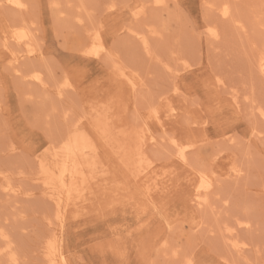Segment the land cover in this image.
<instances>
[{"label":"rangeland","instance_id":"1","mask_svg":"<svg viewBox=\"0 0 264 264\" xmlns=\"http://www.w3.org/2000/svg\"><path fill=\"white\" fill-rule=\"evenodd\" d=\"M25 1L21 10L0 5L1 27L24 23L39 49L21 60L25 72L15 74L0 38V264H13L11 253L18 264H45L43 248L53 231L68 264H264V72L258 65L264 0H169L162 11L153 0ZM142 3L147 14L137 20L133 14ZM130 28L148 36L149 51ZM211 29L217 37L209 36ZM94 31L115 57L82 54L81 44L88 48ZM116 61L138 79L134 91L115 76ZM37 72L43 84L30 77ZM167 94L175 114L164 131L149 115ZM104 113L116 130L150 127L159 142L146 151L154 168L174 170L176 186L195 169L218 177L209 205L194 207L184 184L148 201L134 173L89 126V115ZM67 130L87 142L78 159L92 190L72 197L76 205L58 229L55 205L37 177L39 160L50 162ZM173 134L197 144L188 154L192 166L174 159ZM218 150L224 153L211 166ZM236 167L240 175L228 176ZM228 226L236 229L235 240L246 242L243 250L228 240Z\"/></svg>","mask_w":264,"mask_h":264},{"label":"bare ground","instance_id":"2","mask_svg":"<svg viewBox=\"0 0 264 264\" xmlns=\"http://www.w3.org/2000/svg\"><path fill=\"white\" fill-rule=\"evenodd\" d=\"M24 1L25 0H0V5L5 7V8L6 7L12 8L13 10H14L13 7H16V9L19 8L21 10V8H24V6L26 7L27 2L25 1L26 2V4H25ZM168 1L169 0H153L152 4H153V6L155 5V7L157 6L158 7L157 9L159 11H162V10H160V8L165 9L164 7L167 6ZM173 1H175V0H173ZM52 2L55 3V0H52ZM147 2H148V0H147ZM142 5H141L142 7L139 10L135 11L133 14L137 20H141L147 14L146 13L147 7H148L147 4L144 5V3H142ZM207 5H208V3H207ZM226 5L227 4L224 5L225 6L224 10L221 9L225 16H227L228 13L230 12V11H228L229 9L226 8ZM110 6L112 8L115 5L112 4ZM227 7H228V5H227ZM229 8H230V6H229ZM157 9H155V10H157ZM211 9H212V7H211ZM21 19H22V17H21ZM21 19H20V21H21ZM7 20L8 19H6V21ZM22 20L25 21L26 19L23 18ZM2 23H3V21H2ZM11 24L12 23H10V25L5 24L4 27H1L2 25H0V28H2L1 32H0V36H1L0 38L2 40V42H1L2 45L4 46V48L9 53L10 63H12L11 68L13 69V71L16 74V73H20L22 71L21 65H23V64L21 63V60L26 59V58H32V56L35 57V55L38 53L39 49L34 44L33 35L31 33V31L29 30V28L24 23L20 22L18 25H15V26H12ZM212 28H213V26H212ZM134 29L130 28L129 31L134 33V35H135L134 37H137V40L139 39V41H141V43H143L144 48H147V49L150 48L151 49V45H150L151 43L149 42L150 40L148 39V36H146L145 34L139 32V31H136V29L135 30ZM150 31L153 34L157 33L156 32L157 30L154 28H151ZM207 33H209V36H213V37L218 36L214 29L207 31ZM90 38H91V40H90L91 44L89 43L90 46L87 45V46H89L88 48L84 49L83 44L85 45V42L83 44H81L83 46V47L81 46V48H83L81 51L83 55L95 56V57L101 58L102 54L104 52H106L107 54H105V55H108V54L111 55L112 54V57L116 56V54H113V52L111 53L112 49L107 50L105 43L103 42V39H102L101 31H99V32L94 31L92 33V35L90 34ZM12 44H14V46H17V48L16 49L12 48ZM143 45H142V47H143ZM146 51H149V49ZM262 55H264V54H261V57L259 56L260 61L259 60L258 61L260 63H258V65H260L262 72H264V56H262ZM109 57H111V56H109ZM118 57H120V56H118ZM113 62L114 61H112V63ZM35 66L38 68V70H40L39 66H37L36 64H35ZM186 66L189 67V64ZM112 67H114L113 68L114 74L117 77V79L120 81V83H122L124 86H126L129 90L134 91L135 88H137V85L140 84L138 79L131 73V71L127 70V68H125L123 65H121L120 62L115 63ZM32 68L33 67H30V69H32ZM28 71H31V70H28ZM23 72H25V71L23 70ZM22 73H20V74H22ZM29 74H31V73H28V75ZM262 74H264V73H262ZM23 75L20 76L19 74H17L16 77H19V78L21 77V79H23L22 78ZM40 75H41L40 72L39 73L37 72L35 74H31L30 77L32 79H34L35 81H38L39 84L40 83L43 84V79ZM32 79L30 81H32ZM44 80H47V79H44ZM218 80H219V78H218ZM23 81L28 82L29 80L26 79ZM35 81H34V83H36ZM67 82H69V81H67ZM67 82H65V85L68 84ZM218 83H219V85H221L219 81H218ZM69 85H70V83L68 84V86ZM46 86H48V85H45V87ZM42 87H44V85ZM174 88H176V90L174 91V92H176L178 90V87L175 86ZM57 93L59 96L64 94V88L58 90ZM163 94L164 93H162V95ZM172 100L173 99H172L171 95L167 94L161 98L160 102L158 101L159 102L158 104H155V105L153 104L154 106L152 105L153 107L151 108V111H150L149 116L151 118H153L155 121H157V123L162 127V129H164V131H165V127L168 124L167 120L170 119V117H172L175 114V107L173 106ZM118 101L120 102L119 99H118ZM235 101H236V96H235ZM155 102H157V101H155ZM198 106H200L199 103H198ZM200 108H201V106H200ZM258 109H261V108H258ZM105 112H107V111L105 110ZM115 113H117V112H115ZM115 113H113V114H115ZM146 113H148V112H146ZM203 113H204V109H203ZM262 113L264 115V112H261L260 114H262ZM100 115L96 114L92 117H90V115H89V118H88L89 123L88 124L94 132V133L93 132L92 133L93 134L96 133L95 135H97L98 138L100 137L101 139H103L106 142V144L104 146H106L109 149V151H111L112 154L116 156V158L123 164V166L126 169H129L132 173H134V179H135L136 183H138L140 185L139 186L141 188L140 190L143 191L148 196V201H152L156 195H159L161 193H167L171 189L176 188L177 186L181 187L184 184V185H187V187H189V189L193 193V197L191 200L193 202L194 207H196L197 209H202V208L205 209L206 206L209 205V199H210L209 196H210V193H212V191L214 190V188L216 186V183L218 181V177L213 178L212 175H210L207 171H205L203 169H195V170L190 171V174L188 175L185 182H181V183H179V185L176 186V181L178 179L173 176L174 170H171V169L169 170V169H165V168L157 169V168H154L155 166H153L155 161L151 157H149L150 153L148 155V153H147L148 150L146 151L145 146L149 143H155L156 141H158L157 140L158 138H156V136L151 132L150 127L147 124H144L143 128L141 127V129L140 128L139 129L133 128L131 130L129 129V131H127V132H124V130L123 131L122 130H116L113 127V125L110 124L111 122L109 123V117H110L109 115H107V114L105 115V113H104V116H102V117ZM184 115H185V113H184ZM258 117H260V116H258ZM111 120H113V119H111ZM261 120L263 121V118ZM192 123H193V121H192ZM75 124H77V123H75ZM126 125H127V123H126ZM84 128H83V130H84ZM76 135H77V133L76 134H74L72 132L70 133L67 130V134H64L62 140L59 142V145L55 146L54 151L51 152L52 153L51 154L52 159L47 158V159H50V162H48L47 160H43V159L39 160V162H40L39 173H38L39 175H38L37 179H38V181L41 180L40 185L43 187V189L46 192V195H48V197L51 199V201L55 205V211H56L55 215L57 217L56 219H58V223H57L58 229H60L62 227L61 225H62V223H63V221L66 218L67 213H68L65 211H67L68 208H70V204L76 205V203L74 201H71L72 197L79 196V198H81L82 196H80V195H83V193H85V192L90 193L92 190V188L89 185V176L87 173L88 171H85V167H84L85 163L82 160L78 159V152L83 150V148H85V145L87 142L85 144H82L81 141L79 140V138L76 137ZM169 135H170V133H169ZM208 136H210V135H208ZM169 139H170V141H169ZM169 139L165 142L169 141L171 143V145L174 147V150H173L174 151L173 152L174 159L177 162L182 163L183 165L189 164V156H188V154L190 152L189 150L191 148L195 147L194 145H197V144H195L194 142L186 144V143L182 142L181 138L175 134L170 136ZM203 142H205V141H203ZM170 143L169 144L167 143V144L170 145ZM52 148H53V146H52ZM48 149L49 148H47V150ZM195 150H197V149H195ZM225 151L227 152V150H225ZM201 152L202 151H200V153ZM221 152H222V150H218V151L213 152L211 154L210 160H209L210 161L209 163L211 166H213V164L217 161V159L221 156V154L224 153V152L223 153H221ZM38 157H40V155ZM41 158H42V156H41ZM86 159H87V157H86ZM160 159L163 161H166V159L164 160V157L160 158ZM161 160H159V161H161ZM89 161H91V160H89ZM168 161H170V160H168ZM89 163H87V164L89 165ZM231 165H234V164H231ZM89 166H92V165H89ZM190 166H192V165L189 164V167ZM186 170H187V168H186ZM179 171H178V173H180ZM241 171H242V169H240V168H237V167L233 168L228 176H232V177L237 176L238 177L240 175ZM182 172H183V170H182ZM212 173L214 174V172H212ZM93 178H95V177H93ZM223 178H225V177H223ZM182 179H183V177H182ZM16 190L17 189H13V188L11 189L10 188V191L13 193H15ZM10 191L8 193H11ZM239 224L244 225L243 227H245V225L249 224V222L240 221ZM223 230H225V229H223ZM235 231H236V229H235ZM235 231H234L233 227L228 226L227 232L230 235L229 238H231L228 240L229 241L232 240L233 246L238 251H240V250H243L247 244H244L246 242L241 243L242 240L239 242L237 239L235 240L233 238V237H235ZM228 233L226 236H228ZM62 237H63V235H62ZM58 240H59L58 239V233L56 231L55 232L53 231L50 235H48L47 244L43 248L44 249L43 253H44L45 264H68L69 260H67L68 258H66L62 249L60 248ZM172 244H174V243H172ZM162 245H168V242L164 241V243ZM0 251H3V248L0 249ZM175 254H177L176 251H175ZM10 259L12 260L13 264L19 263L18 262L19 258L14 253L10 254ZM174 259H176V258H174ZM231 262H233V261H231Z\"/></svg>","mask_w":264,"mask_h":264}]
</instances>
